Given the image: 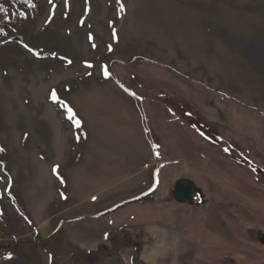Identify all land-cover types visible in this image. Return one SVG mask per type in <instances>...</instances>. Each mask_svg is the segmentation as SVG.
I'll return each instance as SVG.
<instances>
[{
  "label": "rangeland",
  "instance_id": "obj_1",
  "mask_svg": "<svg viewBox=\"0 0 264 264\" xmlns=\"http://www.w3.org/2000/svg\"><path fill=\"white\" fill-rule=\"evenodd\" d=\"M121 2L0 0V264H264V0ZM127 102L158 161L117 203Z\"/></svg>",
  "mask_w": 264,
  "mask_h": 264
},
{
  "label": "crops",
  "instance_id": "obj_2",
  "mask_svg": "<svg viewBox=\"0 0 264 264\" xmlns=\"http://www.w3.org/2000/svg\"><path fill=\"white\" fill-rule=\"evenodd\" d=\"M120 109L122 110V108ZM124 110H127L126 116L123 118L121 117L124 123L110 127L112 133L111 138H114L115 141H123L125 145H129V155L131 158L133 157V160L131 159L132 164L134 158L138 164L137 167L136 165L131 164V166H129L126 164L123 168L119 169L120 171H128L131 169L132 173L135 175H131L123 185H120L118 188L116 187L109 192L110 197L116 198L115 202L117 203H123L126 199L142 196L152 190V185L154 184L153 175L156 173V169L152 170V177L149 175L146 176L149 173L147 167L150 166L147 162L149 159H152V161L157 164L158 161L156 152L148 139L143 119L139 116L137 108L134 104H128ZM124 114L125 113L123 112V115ZM122 137L124 140L121 139ZM115 149L116 150H113V154H109L110 157H117V155L122 157V155H124L120 150L117 148ZM121 149L125 150V147L121 146ZM100 155L107 156L103 150H101ZM132 166H135V168Z\"/></svg>",
  "mask_w": 264,
  "mask_h": 264
},
{
  "label": "snow or ice",
  "instance_id": "obj_3",
  "mask_svg": "<svg viewBox=\"0 0 264 264\" xmlns=\"http://www.w3.org/2000/svg\"><path fill=\"white\" fill-rule=\"evenodd\" d=\"M20 2L23 3V4L28 5L29 8H35V7H36V5L33 3V0H20ZM49 2H51V0H49ZM117 3H118L119 6H120L119 10H120L121 12L124 11V4L121 2V0H117ZM0 11H7V9H5L4 6H3L2 4H0ZM20 15H21V16H26V14L23 13V12H21ZM5 18L7 19V17H5ZM2 32H3V29H0V33H2ZM113 34L115 35V32H114ZM88 39H89V40L92 39V36H91L90 34H89ZM92 46L95 47L94 44H93ZM25 47L27 48L28 46L25 45ZM109 50L111 51V47H110V46H109ZM29 51H32V49H29ZM34 55L39 56V53H34ZM52 55H55V53H53ZM62 59H63V58H62ZM68 63H71V61L69 60ZM86 66H87L88 68H91V67H92L91 64H86ZM90 74H91V73H89V75H90ZM103 74H104V76H105L106 78L109 76V72H108L106 66L103 68ZM132 95H135V93H132ZM51 99L53 100V102L58 103V104H60L62 107L65 108V110H66V112H67V114H68V115H67V118H68L69 121L73 122V124H74L77 128L80 127V121H79L78 119H76V114H75V112L73 111V109H72V108H71L66 102L60 100V98L58 97V95H57V93H56L55 90H52V92H51ZM0 150H2V149H0ZM58 167H59V166L57 165V166H54V167L52 168V172H53L54 174H57V173H58ZM105 238H107V235H106ZM11 258H12V257H11V254H9V255L6 257V259H11Z\"/></svg>",
  "mask_w": 264,
  "mask_h": 264
},
{
  "label": "water",
  "instance_id": "obj_4",
  "mask_svg": "<svg viewBox=\"0 0 264 264\" xmlns=\"http://www.w3.org/2000/svg\"><path fill=\"white\" fill-rule=\"evenodd\" d=\"M195 194L199 198H202V190L197 187L194 181L187 178L179 179L175 183L172 191L174 200L180 204L192 205Z\"/></svg>",
  "mask_w": 264,
  "mask_h": 264
},
{
  "label": "bare ground",
  "instance_id": "obj_5",
  "mask_svg": "<svg viewBox=\"0 0 264 264\" xmlns=\"http://www.w3.org/2000/svg\"><path fill=\"white\" fill-rule=\"evenodd\" d=\"M152 231H151L152 233L157 234L159 236H162V234L158 230L154 229ZM163 253H164L163 245H160L157 248H153V249H150L149 247H146V249L144 251L145 261H156V260H159L161 258V256L163 255Z\"/></svg>",
  "mask_w": 264,
  "mask_h": 264
},
{
  "label": "trees",
  "instance_id": "obj_6",
  "mask_svg": "<svg viewBox=\"0 0 264 264\" xmlns=\"http://www.w3.org/2000/svg\"><path fill=\"white\" fill-rule=\"evenodd\" d=\"M20 1V0H19ZM206 139H209V140H211V141H213V142H215V143H222V141H221V138L219 137V136H217V135H212V136H209V135H203ZM243 162L246 164L247 162H245L244 160H243ZM260 173H261V171L259 172V170H258V172H256V178L258 179V177H259V175H260Z\"/></svg>",
  "mask_w": 264,
  "mask_h": 264
},
{
  "label": "flooded vegetation",
  "instance_id": "obj_7",
  "mask_svg": "<svg viewBox=\"0 0 264 264\" xmlns=\"http://www.w3.org/2000/svg\"><path fill=\"white\" fill-rule=\"evenodd\" d=\"M196 185H197V184H196ZM197 187H198V186H197ZM199 189H200V188H199ZM172 191H173V190H172ZM202 194H203V192H202ZM196 197H197L198 199H200V200H201L200 202H202V201H203V200H202V199H203V195H202V198H199V197H198V195H197V194H195V195H194V200H195V198H196Z\"/></svg>",
  "mask_w": 264,
  "mask_h": 264
}]
</instances>
